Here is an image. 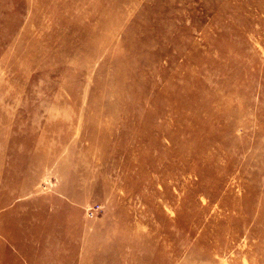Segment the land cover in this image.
Masks as SVG:
<instances>
[{
  "label": "rangeland",
  "instance_id": "obj_1",
  "mask_svg": "<svg viewBox=\"0 0 264 264\" xmlns=\"http://www.w3.org/2000/svg\"><path fill=\"white\" fill-rule=\"evenodd\" d=\"M0 264H264V0H0Z\"/></svg>",
  "mask_w": 264,
  "mask_h": 264
},
{
  "label": "built area",
  "instance_id": "obj_2",
  "mask_svg": "<svg viewBox=\"0 0 264 264\" xmlns=\"http://www.w3.org/2000/svg\"><path fill=\"white\" fill-rule=\"evenodd\" d=\"M96 208H99V205L97 204V205H94V206H92V207H88V209H87V213L88 214H92L93 213V210H96Z\"/></svg>",
  "mask_w": 264,
  "mask_h": 264
},
{
  "label": "bare ground",
  "instance_id": "obj_3",
  "mask_svg": "<svg viewBox=\"0 0 264 264\" xmlns=\"http://www.w3.org/2000/svg\"><path fill=\"white\" fill-rule=\"evenodd\" d=\"M10 68V67H9ZM187 85V84H186ZM174 90V89H173ZM204 107V106H203Z\"/></svg>",
  "mask_w": 264,
  "mask_h": 264
}]
</instances>
